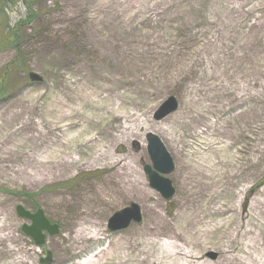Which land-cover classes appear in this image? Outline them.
Here are the masks:
<instances>
[{
  "label": "rangeland",
  "instance_id": "rangeland-1",
  "mask_svg": "<svg viewBox=\"0 0 264 264\" xmlns=\"http://www.w3.org/2000/svg\"><path fill=\"white\" fill-rule=\"evenodd\" d=\"M5 11L10 27L33 18L16 29L18 49L0 47V78L15 54L24 64L0 90V264H44L48 251L49 264L85 263L122 243L134 250L162 222L197 235V264L264 259V0H6ZM88 94L107 116L75 110ZM169 96L179 107L155 119ZM126 121L134 132L121 133ZM81 126L110 155L67 142ZM148 133L174 162L168 199L144 171ZM131 203L141 221L109 230ZM17 205L42 209L57 233L37 247ZM79 228L102 235L74 242Z\"/></svg>",
  "mask_w": 264,
  "mask_h": 264
},
{
  "label": "bare ground",
  "instance_id": "bare-ground-1",
  "mask_svg": "<svg viewBox=\"0 0 264 264\" xmlns=\"http://www.w3.org/2000/svg\"><path fill=\"white\" fill-rule=\"evenodd\" d=\"M92 95L93 94H88L86 96L87 101L85 102V105H80L75 110L77 112H81L82 114L87 112L86 116H83L85 119H102L107 116V113L103 109V106H105V100L100 97L96 98L95 95H93L94 99H91L90 96ZM105 104L108 105L107 102H105ZM118 114V111L114 110L110 111L108 116H113L114 118L117 117ZM67 115L68 113H65L63 116L59 117L58 123L67 120ZM120 116L123 117V115L121 114ZM126 123L127 121L122 122L120 127L121 133L134 132L131 130V126ZM86 135H88L87 139L83 138ZM83 139L84 145L91 143L90 147H94L98 150L96 153L93 154L94 159H104L105 156L110 155L107 153L106 150L103 149L102 143L99 142V140L89 136L87 126L79 127V129L75 131V134L71 136L67 140V142L76 145L75 143L78 140H81L80 142H82ZM74 154L76 155V158L71 157L68 161L76 163V161L80 159L77 155V151H74ZM48 156L50 158H53V156ZM42 159L43 157L40 156V159H38L37 161H42ZM115 159L116 158L111 159L109 163L114 164L118 162V160ZM49 161V159L44 160V162L46 163ZM137 183L138 182L136 181V179H134L133 186H136ZM250 216L254 218V215ZM158 225V227H160V230L152 232L153 235L151 237H149L148 232H144L140 236V238L136 239V245L134 250L122 243V245H120L119 248L114 251V253L109 254L108 251H106V253H104V251L103 253L101 252L100 255H97V259H93L92 261H87L81 264H147L150 261L154 264H197L195 263V259H197L198 257L194 252V247L202 246V242H200L196 237L197 235L195 236L193 234V236L190 237L189 240H187V238H184L182 232L180 233L169 231V228L171 227L170 223L162 222ZM158 227H156L154 230H156ZM147 231L150 232L153 230L152 228H148ZM75 234L76 236L74 238V242H83L91 239L98 240L102 235L100 230L83 228H79V230H76ZM114 255L115 257L113 258ZM245 260H241L243 262L241 264H264V259L260 260V258H257L252 255H250L249 258L247 257V259Z\"/></svg>",
  "mask_w": 264,
  "mask_h": 264
},
{
  "label": "water",
  "instance_id": "water-1",
  "mask_svg": "<svg viewBox=\"0 0 264 264\" xmlns=\"http://www.w3.org/2000/svg\"><path fill=\"white\" fill-rule=\"evenodd\" d=\"M28 78L32 82L42 81L40 75L33 71L28 73ZM178 99L176 96H169L162 102L158 108L153 112V117L157 120L164 119V117L172 112H175L178 108ZM147 152L149 153L152 166L145 165L144 171L148 175L149 186L168 199L171 198L174 193V187L171 185L169 178L164 177L167 173L174 169V162L172 157L165 148L162 140L155 133L147 134ZM16 214L20 218H25L30 221L29 224H23L22 232L29 236L36 246H42L45 243L46 236L48 234H56L58 225L51 224L42 209L38 208L36 211L30 212L23 205L16 206ZM142 218L141 209L136 203H131L129 206L123 207L120 211L114 212L108 219V229L124 230L133 222H140ZM212 258L216 257V254L209 253ZM51 253L48 251L45 259H42V263L49 264L51 262Z\"/></svg>",
  "mask_w": 264,
  "mask_h": 264
},
{
  "label": "trees",
  "instance_id": "trees-1",
  "mask_svg": "<svg viewBox=\"0 0 264 264\" xmlns=\"http://www.w3.org/2000/svg\"><path fill=\"white\" fill-rule=\"evenodd\" d=\"M3 0H0V32L1 35H0V47H6V48H12L14 50L18 49L19 45H18V42H17V38H16V29L18 27H20L21 25L27 23L29 20H31L33 18V14L32 13H29V12H32L31 10H29V12L27 13V16L25 17L24 20H19L17 21L16 25H15V28L14 27H10V25H8L7 21H6V11H5V1L2 2ZM7 1H10V0H7ZM26 6L28 7V9H30V6L33 4V1L34 0H22ZM8 5V4H7ZM2 13L4 15V17L2 16ZM18 59V55L15 54V59L11 61V63L7 66H5L4 68V72L1 76V80H0V90L1 92H5L7 91L6 90V86H7V83H6V78L9 74V72H11L13 69H18L19 67L22 69H24V64L22 62H20L19 64V61L17 60ZM21 65V66H20ZM26 71V70H24Z\"/></svg>",
  "mask_w": 264,
  "mask_h": 264
}]
</instances>
